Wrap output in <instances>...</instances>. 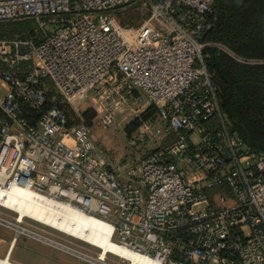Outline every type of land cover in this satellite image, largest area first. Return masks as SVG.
Returning <instances> with one entry per match:
<instances>
[{"label":"built area","instance_id":"obj_1","mask_svg":"<svg viewBox=\"0 0 264 264\" xmlns=\"http://www.w3.org/2000/svg\"><path fill=\"white\" fill-rule=\"evenodd\" d=\"M214 2L0 0V23L34 24L0 38V190L101 220L117 248L106 264H264V152L230 132L206 64ZM137 3L140 24L120 23L116 12ZM79 100L104 127L124 106L139 118L155 108L160 125L145 120L130 144L173 140L112 162Z\"/></svg>","mask_w":264,"mask_h":264},{"label":"trees","instance_id":"obj_2","mask_svg":"<svg viewBox=\"0 0 264 264\" xmlns=\"http://www.w3.org/2000/svg\"><path fill=\"white\" fill-rule=\"evenodd\" d=\"M210 29L202 41L222 44L236 57L218 48L205 50L206 64L218 87L219 99L228 116L230 132L240 137L256 153L264 152V0H215L209 16ZM24 22L0 23V38L29 36L30 28ZM242 58V60L238 59ZM245 60V61H244ZM49 98L70 115V107L61 104V98L49 84ZM89 127L94 111L83 113ZM151 108L144 120L154 118ZM136 121L129 132L140 125ZM217 131L218 128L214 126ZM212 138L215 133H211Z\"/></svg>","mask_w":264,"mask_h":264},{"label":"rangeland","instance_id":"obj_3","mask_svg":"<svg viewBox=\"0 0 264 264\" xmlns=\"http://www.w3.org/2000/svg\"><path fill=\"white\" fill-rule=\"evenodd\" d=\"M139 4L140 3H137L135 5L128 6L117 11L116 16L120 23L124 25H139L142 17L145 15L140 10ZM24 25H27L26 27L30 29L34 27V24L32 22H24ZM214 46H217L218 48L236 57L230 50H228L222 44L215 43ZM238 59L243 60L242 58ZM76 103L80 105L82 115L85 111L92 110L90 109V104L88 101L79 100L76 101ZM61 104L65 106L68 105L63 99H61ZM68 107L70 106L68 105ZM134 108V104L122 107L116 113L115 124L110 127H104L103 124L95 118V116L91 119L92 125L90 126V128L92 130L93 137L96 140L97 144L105 151L108 159L112 162L122 163L128 161H137L143 158L144 156L150 154L154 150L167 145L169 141L173 140L172 137H168L167 139L154 140L147 136L143 140H138L135 145H131L130 139L135 135L137 129L145 121L143 117L139 118L134 114ZM70 116L73 119L76 118L75 111H73L71 107ZM151 119L155 123V125H160L161 122L157 120L156 116ZM138 120L141 122L138 128L129 132L128 129L131 128L132 125ZM2 207L4 209L0 208V215L3 216L5 220L10 222H6L5 220H3L5 222H0V224H3L5 228L10 230V233L14 236L12 242L15 239V242H17L18 244L15 251V255H23L25 259L29 260L31 259L30 257L33 258L34 255L32 256L31 254L27 253V250H23V248L20 246L27 245L29 247L31 246L33 249H41L43 251H46L50 259V261H48V264H97L75 253L52 245L46 240L38 239L25 232H20L16 230L13 225L14 223H16L17 214H20L21 212L19 210H13L4 206ZM28 216L46 225H42L39 222H35L34 220L28 219L27 223L24 224L25 221L22 222L21 226L23 228H28L29 230L38 233V235H41L49 240L58 242L74 250H77L80 253L86 254L94 259H102V261L105 263V260L107 258V252L102 247L105 245L99 243L101 247L95 245L92 246V244L88 240L84 239L85 237L82 235H74L67 229H64L60 226H56L53 223L43 220L41 218H34L31 215L27 214L24 217ZM9 223H11V225ZM113 250L117 251V249Z\"/></svg>","mask_w":264,"mask_h":264},{"label":"bare ground","instance_id":"obj_4","mask_svg":"<svg viewBox=\"0 0 264 264\" xmlns=\"http://www.w3.org/2000/svg\"><path fill=\"white\" fill-rule=\"evenodd\" d=\"M0 204L4 207L19 210L21 213L17 214L16 223L13 227L20 231L25 232L38 239H43L52 245L58 246L64 250L75 253L81 257L91 260L97 264H106L102 259H94L86 254L80 253L77 250L64 246L58 242L49 240L38 233H35L29 229L23 228L22 222L25 221V215H31L34 218H41L48 222L53 223L56 226H60L68 231L72 232L74 235H82L83 238L88 240L92 246H102L106 252L114 251L117 249L115 245L110 241L111 230L110 228L97 218L88 217L82 214L75 208L69 207L65 203H55L53 201H48L43 196L34 193L26 188L11 189V190H0ZM30 219L35 222H39L30 216ZM26 217V218H28ZM41 223V222H39ZM11 225V223H9ZM42 225H46L41 223ZM48 226V225H47ZM50 227V226H49ZM62 232V231H61ZM12 243H15V239ZM100 243V244H99ZM124 255L128 256L129 252L127 250L120 251ZM0 264H14L9 259H0Z\"/></svg>","mask_w":264,"mask_h":264},{"label":"crops","instance_id":"obj_5","mask_svg":"<svg viewBox=\"0 0 264 264\" xmlns=\"http://www.w3.org/2000/svg\"><path fill=\"white\" fill-rule=\"evenodd\" d=\"M14 236L10 233V230L5 228L3 224H0V259L7 258L14 264H48L49 255L46 251L41 249H33L31 246L20 245L23 250L26 249L27 253L36 258L25 259L23 255H15L17 242L12 243ZM18 239V238H17Z\"/></svg>","mask_w":264,"mask_h":264}]
</instances>
